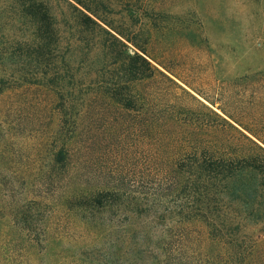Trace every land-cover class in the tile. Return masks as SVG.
<instances>
[{
    "label": "rangeland",
    "instance_id": "374dc122",
    "mask_svg": "<svg viewBox=\"0 0 264 264\" xmlns=\"http://www.w3.org/2000/svg\"><path fill=\"white\" fill-rule=\"evenodd\" d=\"M109 1L113 22L133 31L147 60L176 86L160 78L139 83L148 104L141 112H126L95 86L106 79L94 77L100 64L75 61L71 86L63 88L67 99L57 109L51 92L22 81L34 68L0 62L5 78L0 85V264H80L88 241L67 199L103 189L137 193L156 187V177L167 172L174 156L171 145L156 136L157 110L174 105L205 114L208 108L264 147V0H141L131 17L126 0ZM17 9L0 0L2 48L24 29ZM110 216L106 212L103 219ZM42 219H48L46 228ZM164 229L165 236L172 235L163 224L157 231ZM263 229L244 228L254 236H262ZM175 234L185 245L182 262L195 264L204 256L203 225ZM103 241L85 248L103 254V264H142L125 255L120 259L115 241Z\"/></svg>",
    "mask_w": 264,
    "mask_h": 264
},
{
    "label": "trees",
    "instance_id": "16d2710c",
    "mask_svg": "<svg viewBox=\"0 0 264 264\" xmlns=\"http://www.w3.org/2000/svg\"><path fill=\"white\" fill-rule=\"evenodd\" d=\"M10 1L18 8L17 20L24 29L8 38V46L0 47V62L34 68L22 81L51 92L57 109H63L67 99L63 88L71 86L75 73L69 69L75 61L99 63L94 77L106 79L95 86L104 88L109 102L126 112H141L148 104L144 92H138L139 83L160 78L176 86L147 60L133 31L126 32L113 22L110 15L115 10L109 0ZM124 6L131 17L141 0H126ZM62 66L68 74L63 75ZM4 81L1 76L0 85ZM206 110L194 113L172 105L155 111L156 136L171 145L174 156L152 190L103 189L67 199L66 207L79 215L82 239L88 241L80 264H103V254H89L85 249L93 250L92 245L102 239L105 244L115 241L120 259L125 255L131 263L190 264L182 262L185 245L175 232L193 224L204 226L206 239L204 256L195 264H264V229L262 236L244 230L247 225L264 228V147ZM63 155L59 150L56 160ZM152 208L157 210L151 213ZM106 212L111 214L108 220L103 219ZM47 221L42 219L45 228ZM162 224L172 235H164L167 229L157 231Z\"/></svg>",
    "mask_w": 264,
    "mask_h": 264
}]
</instances>
